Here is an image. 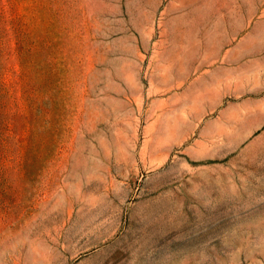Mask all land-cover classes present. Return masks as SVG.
<instances>
[{"label":"rangeland","instance_id":"1","mask_svg":"<svg viewBox=\"0 0 264 264\" xmlns=\"http://www.w3.org/2000/svg\"><path fill=\"white\" fill-rule=\"evenodd\" d=\"M140 1L0 0V264H264V147L219 199L144 158Z\"/></svg>","mask_w":264,"mask_h":264},{"label":"crops","instance_id":"2","mask_svg":"<svg viewBox=\"0 0 264 264\" xmlns=\"http://www.w3.org/2000/svg\"><path fill=\"white\" fill-rule=\"evenodd\" d=\"M222 2L141 0L138 48L150 51L144 158L178 159L191 194L218 199L228 182L220 159L264 147V10L256 0Z\"/></svg>","mask_w":264,"mask_h":264}]
</instances>
